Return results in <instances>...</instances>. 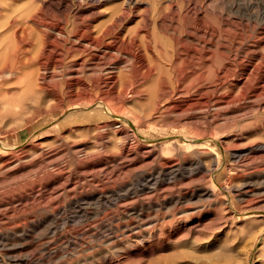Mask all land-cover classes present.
I'll list each match as a JSON object with an SVG mask.
<instances>
[{
  "label": "rangeland",
  "instance_id": "374dc122",
  "mask_svg": "<svg viewBox=\"0 0 264 264\" xmlns=\"http://www.w3.org/2000/svg\"><path fill=\"white\" fill-rule=\"evenodd\" d=\"M18 1L15 7L30 3L29 0ZM79 1L87 8V13L97 7L100 10L101 13L93 14V24L105 21L125 2ZM136 1L139 12L153 3V0ZM166 3L169 1L162 3L163 6ZM173 3L177 4L174 19L178 30L181 32L184 27L181 21L187 20L189 24V28L186 27L189 30L177 31L179 41L190 42L188 46L200 43L201 32L197 27L201 28L204 23L207 26L220 24L222 30L228 32H224L226 36L221 41L224 45H231L244 33L246 37L253 33L250 36L255 39L264 28V0H173ZM61 15L64 24L79 21L73 12ZM198 20L203 21L201 26ZM226 37L231 42L227 43ZM235 40L232 46L238 45ZM99 61L104 66L86 67V71L87 75L99 76L100 80L108 79V70V74L112 70L111 75L118 73L119 76L118 66L127 64L117 65L104 54ZM182 62L177 70L185 67ZM67 65L63 66L68 68H61L62 75L65 74L61 82L70 77V65ZM49 68L45 69L49 71ZM91 68L96 72L91 73ZM42 69L39 73L43 74ZM34 75L35 72L31 76ZM120 79L117 85L120 90L114 88L111 93L108 89L109 93L97 95L98 99L110 103L115 115L99 107L92 108L80 111L77 113L80 117L71 122L59 123L54 130H51L56 125L51 112L28 123L20 114L25 121L18 115L15 118L14 104L25 103L22 106L30 112H25L24 117L35 109L25 106L29 103L26 95L29 77L24 84L11 79L3 85L0 140L12 145L10 152L14 157H9L12 159L9 167L16 169L9 171L0 163V179L5 181L0 182V230L13 227L15 232L9 234L5 242L0 241V264H264V155L245 164L235 154L236 150L248 147L246 145L264 141L262 119L247 114L239 117L238 123L225 120L222 126L225 128L209 138L203 131L207 126L192 125L186 118L177 119L178 114L172 109H166L163 115L155 111L157 104H153V100L149 102L153 90L136 92L130 85L123 89ZM156 99L154 96L155 103ZM4 107L6 111L9 107L11 114L5 113ZM262 112L264 114V110ZM148 114H152L150 119ZM124 116L133 120V124L120 118ZM160 116L165 119L159 121ZM173 119L175 122H170ZM190 128H196L197 132H191ZM200 131L204 133L199 135ZM184 135L201 139L200 144L187 142ZM88 149L89 154L85 155ZM72 151L78 156H73ZM0 155V162L9 156L1 146ZM156 165H165L168 171L159 173ZM171 166L174 167L169 170ZM12 171H16L15 177L7 179ZM36 176L47 179L44 178L42 185H36ZM32 181L33 187L30 184L31 188L25 193L17 192L14 196L9 193V189ZM22 201L29 206L27 210L33 209L30 217L20 210ZM37 201L43 208H36ZM45 211L47 216L43 215Z\"/></svg>",
  "mask_w": 264,
  "mask_h": 264
},
{
  "label": "bare ground",
  "instance_id": "6f19581e",
  "mask_svg": "<svg viewBox=\"0 0 264 264\" xmlns=\"http://www.w3.org/2000/svg\"><path fill=\"white\" fill-rule=\"evenodd\" d=\"M15 1L16 0H0V90L3 85L8 83L11 79H17L24 84L29 77L28 84H26V95L30 104L27 103L28 105L25 106H27L26 109L31 107L35 108L31 111L30 116L24 117L27 111H25V107L22 105L25 103L17 104V106L14 104V109L12 105H10L13 110H15V108L17 110L15 118L20 114L26 121L20 118V116L19 119L28 123L35 117L43 116L51 112V116L54 118L52 122L56 124L51 128V130H54L59 127V123L71 122L80 117L77 113L92 108L99 107L102 110L104 109V112L115 115L114 112H112L113 109L110 103L104 102L103 99H98L97 95H104L108 89L111 90V93L114 88L118 90V78H121L120 86L123 89L130 85L134 87V91L136 92L143 91L144 89L153 90V96H151V98H153H150L149 102L151 103V100H153V104H157V110L155 111H158V113L163 112V115L164 112L167 111L166 109H172L178 114L179 118L177 119L186 118L192 125L207 126L203 131L205 132L204 136H209V138H214V136L222 131V128H225L222 127L225 120H233L235 123L239 117L243 116L244 118V115L247 114H252L251 117L257 116L258 119H262L264 124V114L262 112L264 110L263 27L262 31L258 32V34L256 33L257 38L254 36L255 39L251 37L253 33H251L249 37L245 36L246 33H242L243 37H239V41L238 39L236 41L235 38L234 40L240 45V47H236L238 45L232 46L234 40L231 45H224L222 43L225 38L224 36H226L224 33L226 30L224 29L223 31L220 24H215L214 22L215 25L207 26L206 23L202 24L203 21L200 23L198 20L200 26L202 24L201 28L197 27L201 32V35L198 37L200 43L195 46L193 44L194 47H192L187 45V43L190 42L179 41L180 39L177 38L179 34H177V31H180L176 26L177 21L174 19V15L177 13L175 11V5L177 4L174 5L173 0H153L151 7H145L140 12L137 10L135 4L137 2L136 0H125L121 7L113 11V13L100 24H93L92 22L94 20V18H92L93 14L96 11L100 12L98 7L96 6L98 10L96 9L92 13L89 12V14L86 12L87 8L84 7L79 0H29V5L22 8L15 7ZM168 1L169 3L163 6L164 2ZM186 11H184V13H186ZM61 12L65 15L67 12H73V16L77 17L79 21L73 25L69 23L64 24L65 22H61ZM186 16L184 19H187L188 16ZM220 19H222V17ZM133 21L135 25L131 26L130 24ZM180 23L184 26L183 29L179 27L182 31H185L187 26L189 28L187 20H183V23L182 21ZM181 25L179 24V26ZM185 33L187 36H190L189 31ZM163 35H166L167 38L165 39ZM232 35L234 34L232 33ZM229 37L230 36H228V38ZM169 52L171 53L168 54ZM103 54L109 56L111 61H115L116 64L118 63L117 65L127 62L126 66H118L119 76L118 73L111 75L114 72L111 73L112 70H110L111 74L109 73L111 75L110 77L108 74L109 70L106 71L108 79L105 80H100L98 74V77H93L92 74L87 75L88 71H86V67L96 66L97 64L104 66V63L99 61ZM165 54L169 56L162 58V55ZM182 61H184L185 67L181 70H177L179 69L177 67H179ZM61 62H63V65H70H67L70 70H65L66 72L68 71L70 77L62 80V82L61 78L64 77L65 74L62 75L63 72H61V68L63 69V67L66 66L61 65ZM46 66H50L51 68ZM40 68H44L42 69L43 74L39 73ZM45 68H49L50 70L48 71V69ZM44 70H47L48 73L44 72ZM33 72H35L34 77L31 76ZM93 72L96 71L92 70L91 73ZM68 74L66 75L68 76ZM103 77L106 78L105 75ZM49 78H51V81L47 80ZM52 80H54V82ZM154 96L157 98L156 103ZM81 102L82 104H80ZM129 102L132 103V100ZM7 108L10 110L9 107ZM5 109L4 107L2 110ZM9 110H5V113L9 112L11 114V110ZM147 110H145V112ZM148 111L150 112L151 110ZM152 111L154 112V108ZM152 111L151 113H153ZM3 112L4 111H2V113ZM29 112L28 110L27 113ZM22 113L23 115H21ZM154 114L157 115L156 112ZM151 115L152 114L149 115V119ZM120 118L133 124V120L129 119L127 116ZM159 118L156 119L158 120ZM162 118L164 117H161L159 121H162ZM83 119L86 120V118ZM168 120L166 121L169 122ZM1 121L0 123H2ZM170 122L175 121L173 119ZM14 123L17 122L15 121ZM231 125L234 126L235 124ZM189 130L191 132H197L196 128H190ZM204 132L200 131L199 135ZM190 136L184 135V139L187 140V142L191 140L189 142L191 144H200L199 141L201 139H197L196 137L191 139L192 137ZM0 146L5 153L9 154V156L6 155L7 157L2 158L3 162H0L1 165L3 164V167L9 171L16 169L14 167L10 168L12 159L9 157H14L10 152L13 148L12 145L4 140H0ZM246 146L248 147H243L244 149L242 148L235 151V154L242 163L247 164V161L252 159L255 160L258 156L262 157V155H264V141H256L254 145L250 144ZM89 150L90 149L84 154H89ZM244 150H246V152ZM31 151L29 150V152ZM146 151L144 152L147 154ZM74 152L72 154L73 156L76 155ZM146 158H150L149 154L146 155ZM16 162L19 164L18 160ZM197 162L200 164V161ZM241 162L239 163L241 164ZM1 165L0 167H2ZM156 167L159 173L168 169L165 165H156ZM173 167L171 166L169 170L173 169ZM15 175L16 171H12L9 173L7 179L15 177ZM44 178L47 179V177L44 176H40L39 178L36 176L34 182L37 183L36 185H42L44 182L43 180H45ZM1 181H4L3 178L0 179V182ZM32 183L33 181L31 183H23L15 189L10 186L9 188L11 189L8 188L9 193L11 192L10 194L13 196L15 193L18 194L19 192L25 193L29 188L33 187L34 184ZM10 194L8 196H10ZM0 195H2L1 192ZM10 199L13 200L12 198ZM2 201H4V199ZM35 206L39 209L43 208L40 201H37ZM28 207L27 203L22 201L20 210L27 213L30 217V214L32 215L33 213V209L27 210ZM31 207L34 206L32 205ZM14 210L15 207L13 208V212H15ZM39 211L41 212V210ZM45 213L46 211L44 214L42 212L43 215L47 216ZM13 232H15L13 227L12 229H1L0 241H4L9 237V234L11 235Z\"/></svg>",
  "mask_w": 264,
  "mask_h": 264
}]
</instances>
